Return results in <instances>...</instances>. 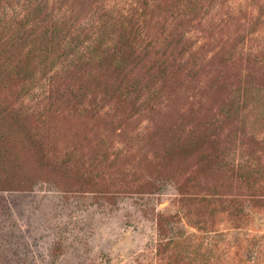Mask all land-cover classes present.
<instances>
[{"label":"rangeland","instance_id":"1","mask_svg":"<svg viewBox=\"0 0 264 264\" xmlns=\"http://www.w3.org/2000/svg\"><path fill=\"white\" fill-rule=\"evenodd\" d=\"M23 1L0 264H264V0Z\"/></svg>","mask_w":264,"mask_h":264},{"label":"trees","instance_id":"2","mask_svg":"<svg viewBox=\"0 0 264 264\" xmlns=\"http://www.w3.org/2000/svg\"><path fill=\"white\" fill-rule=\"evenodd\" d=\"M31 1V0H24L22 2V4L27 5V3ZM40 7V3L38 2V4H36V8ZM6 70V68H4ZM1 70V67H0ZM1 72V71H0ZM263 96V97H262ZM262 96H258V95H252L250 96V99L254 102V108L256 110V115L257 116H262L264 119V94H262ZM261 124V125H260ZM259 127L262 128L264 130V120H262L261 123H259Z\"/></svg>","mask_w":264,"mask_h":264}]
</instances>
